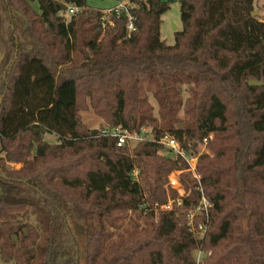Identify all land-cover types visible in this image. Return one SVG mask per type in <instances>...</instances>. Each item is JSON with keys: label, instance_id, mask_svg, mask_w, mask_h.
Masks as SVG:
<instances>
[{"label": "trees", "instance_id": "trees-1", "mask_svg": "<svg viewBox=\"0 0 264 264\" xmlns=\"http://www.w3.org/2000/svg\"><path fill=\"white\" fill-rule=\"evenodd\" d=\"M129 1L103 30L87 0H0V264H197L201 249L202 264H264V86H249L264 82L257 0H181L174 46L161 38L169 2ZM69 6L81 11L67 21ZM90 110L152 138L119 148L83 123ZM165 135L192 156L213 136L214 157L196 166L213 204L203 241L188 228L199 184L164 154ZM177 171L190 196L161 210L179 198ZM129 213L146 226L131 218L125 238Z\"/></svg>", "mask_w": 264, "mask_h": 264}, {"label": "built area", "instance_id": "built-area-1", "mask_svg": "<svg viewBox=\"0 0 264 264\" xmlns=\"http://www.w3.org/2000/svg\"><path fill=\"white\" fill-rule=\"evenodd\" d=\"M134 7L130 5L129 0H124L122 3H120L117 7L113 9H109L106 11H103V18H102V27L103 30L106 29V25L108 20L110 19V15L113 13H116L120 15L121 12H126L129 14L130 9H133ZM81 8L77 6H69L66 13L64 14V17L67 19L72 18L73 16L80 13ZM130 24L128 25V34L131 35L133 32L136 31L134 24H133V17L130 16ZM103 136L106 137H112L117 140V147L122 148L126 144L135 142L139 143L146 139L145 133L146 129L143 130L142 135H138L135 133H131L130 131L123 129L121 127L118 128H110L106 126L101 131ZM204 145H207L209 142V139L203 140ZM162 145H164L167 149H169L172 154L176 157H180L187 164L189 165V168L187 172L191 173L192 177L198 182L199 187L198 190L201 193V199L198 203V205L188 212V228L189 231L196 236L200 241H203L206 237L207 230L210 227V214L211 210L213 208V204L211 201L205 196L202 185H201V177L197 172V161L198 156H192L190 155V152L185 150L182 145L176 140L175 137L171 135H165L160 142ZM183 172H174L171 177L169 178V187L171 189L177 190L179 193V198L175 201H171L169 204L164 205L161 207V210H171L173 208V204L176 203L178 205H181L185 198H188L190 196V193L185 192L183 189V186L181 184V175ZM137 176V174H135ZM210 252H205L204 250H198L195 254V258L197 261V264H202L204 259L207 256H210Z\"/></svg>", "mask_w": 264, "mask_h": 264}, {"label": "rangeland", "instance_id": "rangeland-1", "mask_svg": "<svg viewBox=\"0 0 264 264\" xmlns=\"http://www.w3.org/2000/svg\"><path fill=\"white\" fill-rule=\"evenodd\" d=\"M124 0H122L123 2ZM165 2H168V0H164ZM121 2V3H122ZM181 0H174L173 2L169 3V11L163 15L162 17V26H161V38L162 40L168 45V46H174L176 43V33L182 31V20H181V4H180ZM87 4L88 7L94 10H100V11H106L109 9H113L115 7H117L120 3H118L116 0H87ZM256 12L259 14V18L264 21V0H257L256 1ZM71 19V18H70ZM70 19H67V21H69ZM183 93H182V99H183V105L180 109L179 112V119L186 122L187 120H189V116L187 115L186 111H187V107H188V101L191 97L190 92L187 89V86H183ZM149 96V102L150 104L154 107V116L156 118L159 117L158 115V110L159 107L156 103V101L154 100V98L152 97L151 94L148 95ZM81 118L83 120V123L88 127V129L92 130V131H99L101 132L103 128L106 127V123L98 116L95 115V113L90 110V111H86V112H81L80 113ZM151 133H152V128H148L146 130L145 133V137L148 138H152L151 137ZM47 140L50 141L51 143L56 142L57 138L55 136H48ZM213 140V136H211V139H209V142L207 143V145H204V142L202 141L199 147V150L197 151V155L201 156V155H206L209 156L211 159L214 157L213 156V152L209 147L210 142ZM136 143L133 141L131 142V145L134 146ZM169 149H165L164 154L165 155H169L168 154ZM9 168L12 170L15 169H21L22 165H12L9 164ZM135 219L137 220L138 224L141 226V228H144L145 222L143 219H139L137 218V216L135 214L129 213L128 217L122 221V226L121 229L118 230L119 232L117 234H119L121 237H125L127 235V231L128 229H130V219ZM30 223H33V221L31 220ZM77 234L79 233H83L84 229L76 226L75 228ZM27 233L28 230L26 229ZM116 229H112V232H115ZM113 242H118L119 241V236L116 235L113 237ZM17 242H18V237H17ZM14 264V263H12Z\"/></svg>", "mask_w": 264, "mask_h": 264}, {"label": "water", "instance_id": "water-1", "mask_svg": "<svg viewBox=\"0 0 264 264\" xmlns=\"http://www.w3.org/2000/svg\"><path fill=\"white\" fill-rule=\"evenodd\" d=\"M174 0H168L169 3L173 2ZM259 14L257 12L253 13L254 17H257ZM249 86L251 87H263L264 86V82H258V81H250L249 82ZM99 131L95 130L92 132L93 135L98 134ZM25 234H27V231L25 230ZM15 241H17V237L14 238Z\"/></svg>", "mask_w": 264, "mask_h": 264}]
</instances>
